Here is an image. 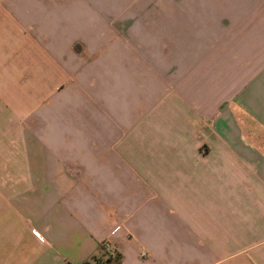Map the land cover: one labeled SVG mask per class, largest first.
Instances as JSON below:
<instances>
[{"label":"crops","instance_id":"1","mask_svg":"<svg viewBox=\"0 0 264 264\" xmlns=\"http://www.w3.org/2000/svg\"><path fill=\"white\" fill-rule=\"evenodd\" d=\"M264 264V0H0V264Z\"/></svg>","mask_w":264,"mask_h":264},{"label":"trees","instance_id":"2","mask_svg":"<svg viewBox=\"0 0 264 264\" xmlns=\"http://www.w3.org/2000/svg\"><path fill=\"white\" fill-rule=\"evenodd\" d=\"M119 257L116 259L110 256L104 249V246L100 247L99 255L92 259L91 263L88 264H118Z\"/></svg>","mask_w":264,"mask_h":264}]
</instances>
